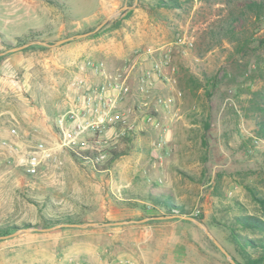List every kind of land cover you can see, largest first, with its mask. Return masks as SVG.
Listing matches in <instances>:
<instances>
[{
    "label": "rangeland",
    "instance_id": "obj_1",
    "mask_svg": "<svg viewBox=\"0 0 264 264\" xmlns=\"http://www.w3.org/2000/svg\"><path fill=\"white\" fill-rule=\"evenodd\" d=\"M151 1L157 0H0V132H9L0 138V227L34 229L0 237V264H231L187 218L206 226L242 263L226 225L244 212L261 214L254 194L264 196V15L256 18L250 0H179V9H154ZM104 22L86 38L54 46ZM125 38L151 44L131 48L115 72L130 67L139 48L147 59L155 49L171 52L176 83L164 79L163 86L161 77L155 93L173 101L156 113L160 131L139 125L142 141L135 145V134L120 138L97 168L61 147L56 118L65 110L56 103L77 72L98 63L93 53L103 56L102 45ZM133 93L122 108L135 99L138 109L141 98ZM37 109L51 134L30 139L28 150L43 142L51 157L30 175L18 164L25 151L19 140ZM148 148L158 155H148ZM140 151V165L155 167L146 165L135 178ZM150 192L172 195L187 215L176 211L171 219L149 200ZM87 222L131 223L68 226Z\"/></svg>",
    "mask_w": 264,
    "mask_h": 264
},
{
    "label": "built area",
    "instance_id": "obj_2",
    "mask_svg": "<svg viewBox=\"0 0 264 264\" xmlns=\"http://www.w3.org/2000/svg\"><path fill=\"white\" fill-rule=\"evenodd\" d=\"M187 45L192 48L193 41L190 40ZM135 54L134 65L124 66L114 74L107 72L103 62L93 64L92 70L104 77V82L98 86L88 85L80 78H75L72 82L77 90L86 92L83 106L76 107L60 116L57 126L63 149L94 154L95 157H87L85 163L93 165L104 163L109 158V148L113 144L120 138L135 134L139 129L140 117L137 115L139 110L142 113V124L154 129L161 128V122L156 113L160 111V108H167L173 100L154 96L153 90L164 68L173 67L172 56L170 52H167L160 59H155L151 67L143 70L138 77L136 89L141 96L138 109H135V106L121 109V101L132 93L130 76L136 68L137 59L144 56L141 50H136ZM85 67L89 66H84L82 69ZM169 81L176 83V79ZM50 157V150L41 142L28 154L19 156L18 164L30 175H36L42 164Z\"/></svg>",
    "mask_w": 264,
    "mask_h": 264
},
{
    "label": "crops",
    "instance_id": "obj_3",
    "mask_svg": "<svg viewBox=\"0 0 264 264\" xmlns=\"http://www.w3.org/2000/svg\"><path fill=\"white\" fill-rule=\"evenodd\" d=\"M153 21H162V19H160V17H156V18H152ZM146 45L149 46L151 44V41L149 40V38H147L146 40H141L138 42H132L130 39L126 38L120 41H116V39L114 40H110L107 44L102 45L101 47V54H103V56H101L100 54L97 53H93V58L95 61H97L98 63H100L99 61H103L105 68L107 70L108 73L110 74H114V72L116 71L115 65L122 63V61H127L129 60V52L130 49L133 47H138L139 45ZM140 50V48L138 49ZM155 54L153 56H150L149 59H147L146 56H142L140 58L137 59V65L136 68H134V70L132 71V79H130V84H131V90L132 93L127 97L129 98L128 101H130L133 97L135 98V93H133V91L135 90L137 92V80L138 77L142 74L143 70L150 68L153 61L155 59H160L161 56H163L166 53H161V49H155ZM171 53V52H170ZM104 58V59H100V58ZM135 63V59L133 60V64ZM170 69L172 68H164L163 73L161 75L162 80L161 83L163 86L164 85V79H166L167 81H169L171 78L170 76H172L173 72L170 73ZM174 71V70H173ZM80 73L78 74V72L76 73V75L73 77V79L75 78H80L83 79L88 85H92V86H98L100 84H102L104 82V77L101 75H98L97 73H94V71L92 69L86 70V71H79ZM74 81V80H73ZM158 82V83H157ZM155 86H154V90H153V94L154 96H159V93H155V89H156V85L159 86V81H157ZM160 83V84H161ZM162 85L160 87H162ZM169 85V84H167ZM134 86V89H133ZM159 92L161 94L164 95V90L160 89ZM85 91L84 90H77V88L75 86L72 85V83L67 87V93L66 92H60V95L63 96V98L59 99L56 103V107L58 109H64V114H66L68 111L76 108V107H82L83 106V102H84V95H85ZM137 94L139 95V93L137 92ZM168 94V93H166ZM139 99L141 98V96H138ZM138 99V100H139ZM133 106H135V99L132 100ZM126 104V103H124ZM123 104L122 101L120 103V107L122 108ZM172 106V105H171ZM175 107V106H174ZM165 109V108H164ZM177 111H180V109H178ZM62 114V115H64ZM61 115V116H62ZM58 116L56 118V123L58 120ZM142 122L139 123L140 125V130L143 131L144 128L141 127ZM148 126V125H147ZM149 128V127H147ZM50 125L48 123V119L45 115L42 114L41 110L36 111V115L34 116L33 120L31 121V123L28 125V128L25 129L23 131V134L21 136V139L19 140V145L23 146L22 148L25 149L23 154H28L29 152H31L30 150H28L31 145H30V139H34V140H42L46 137L49 136V134H51L50 131ZM151 131L154 132H158L160 131L159 129H154V128H150ZM147 131V129H146ZM60 133V132H59ZM138 132L135 133V145H137L138 143H140L142 140L140 138L139 135H137ZM9 137V132L7 130H2L0 132V138L1 139H6ZM61 137V136H60ZM164 141V140H163ZM170 141V140H168ZM154 141L153 142H148V145H154ZM160 146V144H159ZM158 151H155V149L153 148H148V152L147 154L155 157V155L157 154ZM144 157V153L143 151L140 152H135V178L137 177V172L139 171V169H143L146 167L147 164L142 163L143 165H140V161L141 159H143ZM139 165L141 166L139 168ZM147 166L150 167H155L154 165L148 164ZM166 170V167H165ZM164 170V172H165ZM146 172V171H144ZM147 181H151L150 178H147Z\"/></svg>",
    "mask_w": 264,
    "mask_h": 264
},
{
    "label": "trees",
    "instance_id": "obj_4",
    "mask_svg": "<svg viewBox=\"0 0 264 264\" xmlns=\"http://www.w3.org/2000/svg\"><path fill=\"white\" fill-rule=\"evenodd\" d=\"M149 4L151 8L154 9H179L182 7L179 0H157L151 1ZM246 5L249 10L256 13L257 19H260L261 16L264 15V0H250ZM1 59L2 58H0V60ZM260 130L261 135L264 137V123L260 125ZM68 152L79 162H85L87 157H95L94 154L90 152H80L72 149H69ZM119 156L120 154L112 155L108 161H114ZM95 166H97V164H95ZM161 194L153 196L150 192L148 198L159 207L169 211L173 216L176 215V211L183 215H187L183 207L175 204L172 195L166 196L165 194ZM254 200L260 207V215H250L244 212L233 218L230 226L226 225V228L231 232L232 241L242 260V263L239 264H264V196L255 193ZM65 222L74 223L72 218L67 219ZM25 226L30 227L29 224ZM19 229L21 228L16 225L1 226L0 237L10 235Z\"/></svg>",
    "mask_w": 264,
    "mask_h": 264
},
{
    "label": "water",
    "instance_id": "obj_5",
    "mask_svg": "<svg viewBox=\"0 0 264 264\" xmlns=\"http://www.w3.org/2000/svg\"><path fill=\"white\" fill-rule=\"evenodd\" d=\"M125 8L121 9L120 11L114 13L110 18L118 15L121 11L125 10ZM106 24V22L100 24L94 31L92 32H88V33H84V34H80V35H77V36H72V37H69V38H66V39H63V40H59L58 42H56L54 44V46H59V45H62V44H65L67 42H70V41H73L75 39H82V38H86L94 33H96L97 31H99L104 25ZM37 44L39 45H42V46H50L49 44L47 43H44V42H37ZM27 46L29 45H26V46H22V47H19V48H16V49H13L11 51L15 52V51H19V50H22L24 48H26ZM4 53H0V57L3 56ZM176 216H171L170 218L173 219L175 218ZM187 218V217H186ZM158 219H163V218H158ZM188 220L196 223L198 226H200L205 232L206 234L209 236V238L212 239V241L214 242V244L224 253V255L227 257V259L229 260V262L231 264H237L235 262V260L231 257V255L225 250V248L218 242V240L211 234L209 233L208 229L206 226H204L203 224H201L200 222H198L197 220L193 219V218H187ZM146 221V220H144ZM128 223H131V222H117V223H107V224H101V223H98V222H87V223H84V224H77V225H68L70 227H78V228H83V229H86V228H97V227H100V226H110V225H123V224H128ZM34 229H19L17 230V232H15L13 234V236H17V235H21L23 233H28V232H31L33 231Z\"/></svg>",
    "mask_w": 264,
    "mask_h": 264
}]
</instances>
